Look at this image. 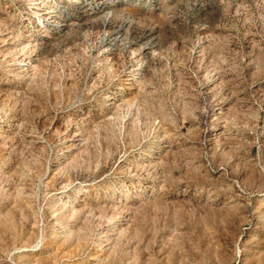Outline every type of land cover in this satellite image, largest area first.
I'll return each instance as SVG.
<instances>
[{
    "label": "rangeland",
    "instance_id": "obj_1",
    "mask_svg": "<svg viewBox=\"0 0 264 264\" xmlns=\"http://www.w3.org/2000/svg\"><path fill=\"white\" fill-rule=\"evenodd\" d=\"M0 264H264V0H0Z\"/></svg>",
    "mask_w": 264,
    "mask_h": 264
}]
</instances>
